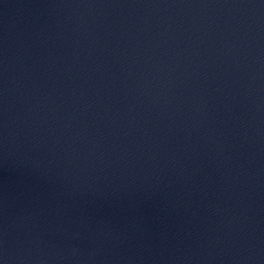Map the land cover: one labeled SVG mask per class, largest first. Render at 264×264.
I'll use <instances>...</instances> for the list:
<instances>
[{"label": "water", "instance_id": "obj_1", "mask_svg": "<svg viewBox=\"0 0 264 264\" xmlns=\"http://www.w3.org/2000/svg\"><path fill=\"white\" fill-rule=\"evenodd\" d=\"M0 264H264V0H0Z\"/></svg>", "mask_w": 264, "mask_h": 264}]
</instances>
